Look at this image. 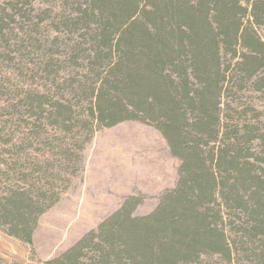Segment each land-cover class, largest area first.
<instances>
[{
    "label": "trees",
    "instance_id": "trees-1",
    "mask_svg": "<svg viewBox=\"0 0 264 264\" xmlns=\"http://www.w3.org/2000/svg\"><path fill=\"white\" fill-rule=\"evenodd\" d=\"M51 5L0 0V230L34 246L95 136L142 122L182 161L177 189L42 264H264V0Z\"/></svg>",
    "mask_w": 264,
    "mask_h": 264
},
{
    "label": "rangeland",
    "instance_id": "rangeland-1",
    "mask_svg": "<svg viewBox=\"0 0 264 264\" xmlns=\"http://www.w3.org/2000/svg\"><path fill=\"white\" fill-rule=\"evenodd\" d=\"M38 3L44 9L54 8L53 0ZM9 105L7 100L0 101V122ZM258 105L264 107V102ZM84 155L85 172L67 176L71 183L60 191L62 202L43 217L34 246L0 230V264H42L58 259L99 231L131 198L144 201L138 217L153 215L181 181L182 161L159 129L142 122L100 131ZM36 156L45 161L48 154Z\"/></svg>",
    "mask_w": 264,
    "mask_h": 264
},
{
    "label": "crops",
    "instance_id": "crops-1",
    "mask_svg": "<svg viewBox=\"0 0 264 264\" xmlns=\"http://www.w3.org/2000/svg\"><path fill=\"white\" fill-rule=\"evenodd\" d=\"M123 208V207H122ZM122 208H120L118 211H116L117 213L120 212L122 210Z\"/></svg>",
    "mask_w": 264,
    "mask_h": 264
}]
</instances>
